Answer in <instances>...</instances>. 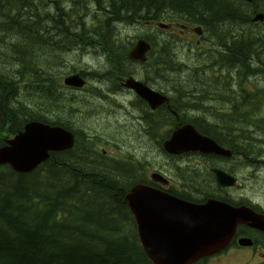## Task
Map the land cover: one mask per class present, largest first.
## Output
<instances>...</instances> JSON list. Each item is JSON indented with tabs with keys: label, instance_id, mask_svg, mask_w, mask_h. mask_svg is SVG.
Wrapping results in <instances>:
<instances>
[{
	"label": "trees",
	"instance_id": "1",
	"mask_svg": "<svg viewBox=\"0 0 264 264\" xmlns=\"http://www.w3.org/2000/svg\"><path fill=\"white\" fill-rule=\"evenodd\" d=\"M87 2L102 14V18L94 19L103 24L102 28L91 32L106 42L109 29L116 26L113 22L119 20L133 25L176 17L201 25L207 32H221L212 35L220 42V50L216 51L219 60L213 68L220 74L214 79L215 85L207 83L212 77L202 75L196 82L172 73L165 76L164 84L173 85L181 94L179 102L189 103L179 111L185 114L201 113L197 105L231 106L234 115H222L223 120L204 124L201 132L219 136L230 149L237 147L244 161L258 154L264 161V141L252 135L244 121V105H256L255 99L264 94V22L251 21L255 13L264 14V0H252L250 4L243 0ZM21 7L24 8L20 1L0 0V147L26 122L40 121L41 115L36 113L41 109L44 115L67 117L65 103L56 102L53 90L47 87L52 79L45 72L53 73L49 59L55 55L71 64L76 61L72 52H56L55 38L78 42L88 34L83 24L75 25L68 14L53 17L27 6L25 10L30 14ZM81 10L88 8L83 6ZM171 58L175 62L176 54ZM16 67L20 71L16 72ZM23 75L40 83L43 79V91L39 86V91L26 92L22 101L15 81L20 82ZM244 78L250 81L254 94L242 88L240 93L236 91V80L241 86ZM191 88L193 93L188 92ZM44 94L48 99H41ZM70 115H75L72 122L84 125L77 123L81 120L79 110ZM208 116L201 119L209 121ZM167 119L163 117V121ZM118 136L127 143L128 134L121 132ZM79 141L81 147L52 154L51 159L28 174L0 167V264H151L139 245L125 202L128 190L144 181L133 174V169L104 160L87 150L83 139ZM182 182L196 198L211 195L212 183L199 174H183Z\"/></svg>",
	"mask_w": 264,
	"mask_h": 264
},
{
	"label": "rangeland",
	"instance_id": "2",
	"mask_svg": "<svg viewBox=\"0 0 264 264\" xmlns=\"http://www.w3.org/2000/svg\"><path fill=\"white\" fill-rule=\"evenodd\" d=\"M61 1L67 2L65 8L61 5ZM71 1L72 0H28L27 6L30 10L38 8V10H40L42 13L47 11V14H50L53 17H55L57 14H68L72 23L76 25L78 23V17L77 14L71 11ZM55 11L58 12L56 15L54 13ZM77 11L78 10H76V12ZM92 19L93 16H90L84 29L88 34L85 37L78 39V42H67L59 38H55L53 41L55 43L56 52H72L76 59L75 63L71 64L66 60H63L60 56L55 55L52 57V59H49V66L50 68L54 69L52 74L45 72L41 68L40 69L42 72H45L46 75L51 76L52 81H49L51 85L47 84V87L53 90L56 102L65 103V112L68 110H73V112L76 113V111L79 110V116L81 118L83 117V120H79V122L84 123V129L83 132H79L78 134L81 136L82 133H84L85 137L88 139L85 142L83 141L84 147L91 153H97L98 156H100L102 150L108 151V157L114 158L116 160L112 163H119L128 168L130 166L134 167L136 170H133V174H135V176L141 181L143 180L146 172L153 168L160 167V164L163 169H166V162L161 161L158 140L168 130L171 122H163V125L161 126L162 129L158 130L157 132H151L148 129V126L144 123L137 124L131 120L110 113L108 109H112V107L109 108L107 104L99 101L93 96V94H96V90L104 91L111 86V84L105 81L99 82L91 79V82L87 83V86L89 85V89L86 93H82V91H71L70 89L64 90L60 85L62 76L76 70L87 71L89 73L95 74L94 76L100 72L107 71V73H113V80L114 77H116L114 71L116 60L108 59L106 55H101V57L97 58H91L88 53L84 51L86 45L90 43L92 44L94 42V32L91 31L102 28L96 24L94 27H97L93 28L91 21ZM119 21L116 22L119 23ZM116 22L113 23L116 24ZM118 29L119 30L116 32V26H114L113 30L111 28L109 29V33L113 35L116 34L115 45L119 52L123 51L125 44L124 41L128 42L135 36L144 34L143 31L145 32V29L141 25L134 27L120 26ZM120 33V36L124 41L117 38L119 37ZM219 33L221 32L216 31L215 34H213L210 31L203 35V45L202 48L199 49L201 55L198 58L194 55L189 57L187 49L182 47L177 42H174V40H176L175 36H170L168 33L159 31L158 35L153 36L154 46L159 56L156 58V60L152 61L150 66L129 67L124 64H119V67L124 71L131 72L135 77L149 83L154 88L169 93L171 96V103L176 108L181 110V106L184 105L186 100L179 102L181 94H178L175 91L174 87H172L173 85L168 87L164 84L166 82L165 76L172 73L177 76H183L186 79L192 78L197 82L198 78L204 75L206 78H213L207 79L208 84L215 85L214 79L220 76V74L218 70H213L212 67H209V64L216 62L215 58L218 57L217 52H214V50H220V42L216 36L212 35H217ZM0 39L2 42L3 34H0ZM2 53L3 52L0 50V60L3 57ZM173 53L176 54L175 62H173L171 58V54ZM157 60L160 63L158 66L159 68H157V65L155 64V61ZM197 65L200 67H196ZM163 66L168 68V70L163 69ZM14 70L18 72L20 71V67H16ZM15 82L18 88L17 91L19 92L22 101L23 94L26 92L29 93L39 91V86H41L43 91V79L42 83H40V80H37L32 76L23 75L20 78V82L18 80ZM172 82H174V80H172ZM259 82L261 83L262 81ZM168 88L172 89L173 91ZM240 88L245 91H250L251 85L249 81H247V78L242 80L241 86H238V82L236 80V91L238 93H240ZM48 91L49 89L47 90V93ZM188 92L193 93L192 88ZM43 98L48 99L47 94H44V97L41 99ZM117 100L118 102L133 100V106L139 112H142L141 106L134 100V96L132 95L129 97L121 96ZM239 102L241 103L240 99ZM262 102H264V99L260 98L255 99L254 101L256 104H260ZM42 104L43 102H41V105ZM204 106L206 109L203 110L204 115L208 116L209 112L212 113V115L208 116L211 118L209 119L210 125L214 122V120H223L222 115H228L226 114L227 110L229 109L228 106H222L218 103L209 104L210 107H207L206 105ZM261 107L264 110V106ZM209 109H211V111ZM41 111L42 109L36 114L40 113L41 116H46L47 118L53 119L62 117L52 116L49 114L44 115L43 111ZM127 111L132 113L133 116L136 114L135 111L131 109H128ZM127 111L126 117L129 119L133 118V116H131ZM252 127L254 128L255 132H251L250 128L249 132L252 135L260 136L259 139H261L262 136H264V126L258 124L257 121H255ZM121 132L128 134L127 143L118 136V134ZM81 139H83V137ZM255 156L256 155L248 156L249 158L245 161L239 159V164L237 167H234L232 163L227 164V168L229 170L240 175L239 181L241 183L240 187L234 188L236 192L229 191V195L234 198L242 197L243 199H246L247 202H251L249 201L250 199L253 201L251 203L258 204L264 208V172H258L257 166L252 165V161L254 160ZM176 164L178 167H180L182 165V161H178Z\"/></svg>",
	"mask_w": 264,
	"mask_h": 264
},
{
	"label": "water",
	"instance_id": "3",
	"mask_svg": "<svg viewBox=\"0 0 264 264\" xmlns=\"http://www.w3.org/2000/svg\"><path fill=\"white\" fill-rule=\"evenodd\" d=\"M258 20L262 21L263 16L257 15L254 21ZM148 49L147 44L140 43L132 56L139 59ZM130 86L150 104L164 102L163 98L138 83ZM200 140L194 130L185 127L173 135L165 149L174 154L203 150ZM72 146V135L62 128L31 122L24 126L23 132L8 141L7 146L0 148V165L8 164L15 172L27 173L46 161L49 152L64 151ZM217 183L231 186L232 180L218 173ZM125 200L135 218L143 251L153 264H191L211 254L218 249L214 245L229 235L239 216L220 203L211 201L203 207H192L143 186L133 187ZM259 218V228L264 230V221ZM201 228L203 232L197 233Z\"/></svg>",
	"mask_w": 264,
	"mask_h": 264
},
{
	"label": "flooded vegetation",
	"instance_id": "4",
	"mask_svg": "<svg viewBox=\"0 0 264 264\" xmlns=\"http://www.w3.org/2000/svg\"><path fill=\"white\" fill-rule=\"evenodd\" d=\"M143 26L146 29L151 30L154 26V21H145V23H143ZM177 28L176 27H171L170 32L169 33H175V30ZM184 32L180 30L179 35H183ZM127 49V45H124L123 51L122 52H118L116 59L118 62V71L115 72L116 77H114V80L112 79V75L113 73H107L105 77H102V80L100 81H105L109 84H111L110 87H108L106 90L104 91H100V90H96V94H93V96L95 98H97L99 101H102L103 103L107 104L109 106V108L113 107V105L117 106L119 108V112L117 114V116H120L122 118L131 120L132 122H135L137 124L140 123H144L148 126H152V125H157L159 123L160 117L164 116L168 118V121H170V126L169 129L170 130H175L183 125L189 124L192 125L193 127H195L194 124H198L200 126V128H203V124L201 122H206L205 120L201 119L204 118V114L202 112V110H206L204 107V105H202V107L200 108L199 105H197V103H193V105H197L198 109L201 110V113L199 114H185L184 112H179L180 110L178 108H176L172 103L171 100L169 98V102L166 104H163L155 109H151L150 107H148V105L146 103H142L140 100L135 99V101L141 106L142 108V112H139L134 106H133V100H129L126 102H118V98L121 96H127L128 93L131 94L130 91L125 90L122 87V76H128V77H135L131 72H127L124 71L122 69H120L119 64H123V61H125V51ZM123 59V60H122ZM133 66V65H132ZM83 75V79H87L86 83L90 82L88 80L87 77H84ZM149 84V83H148ZM150 85V84H149ZM152 86V85H151ZM153 87V86H152ZM84 91L87 92L89 89V85L84 87ZM62 89H64L62 87ZM66 90V89H64ZM71 90V89H70ZM68 91V90H67ZM73 91V90H71ZM69 92V91H68ZM100 92H103V95H100ZM132 95V94H131ZM130 95V96H131ZM133 96V95H132ZM193 96V95H192ZM185 106L189 107V103L184 104V108ZM207 107H210L209 105H206ZM246 106V109L244 111V116H245V126L249 127L253 124L254 121V116L256 113V107L254 104H247L244 105ZM130 108L131 110L135 111V115L133 116V118L129 119L128 117H126V109ZM229 110L231 111L230 115H234V110L231 106H228ZM183 109V107H182ZM110 109H108L109 111ZM211 111V109H209ZM73 110H68L66 112L67 117L66 116H62L60 117L61 119H66V120H71L73 121L74 115L71 116L70 114H73ZM196 115H200L201 117H192V116H196ZM208 115H212L211 112L208 113ZM68 118V119H67ZM81 120H83V117L81 118ZM77 123H81V122H77ZM194 123V124H193ZM206 124V123H205ZM206 128H208L207 126H205ZM235 147V146H233ZM232 161L231 163L233 164L234 167H237L239 162L238 160L241 158L239 157V149L233 148L232 149ZM221 160V159H220ZM224 168V167H223ZM198 203V202H195ZM200 203H204V202H200ZM198 203V204H200ZM239 205H247L252 207L255 211H261L260 209H257L254 206H251L248 203H243V202H234L233 206H239ZM264 213V211H263ZM233 240L226 246L225 249L221 250V252L213 255L210 259H205L197 264H227V262L229 260H232L231 264H264V233L258 230H255L253 228H251L250 226H248L246 223H241L238 224L235 228V232L233 235ZM240 240H246V242H240ZM230 247H234L235 248V252L232 255H229L227 252V250ZM219 257L222 256L221 258L217 259V260H213V257ZM245 256L246 259L242 261V257Z\"/></svg>",
	"mask_w": 264,
	"mask_h": 264
},
{
	"label": "bare ground",
	"instance_id": "5",
	"mask_svg": "<svg viewBox=\"0 0 264 264\" xmlns=\"http://www.w3.org/2000/svg\"><path fill=\"white\" fill-rule=\"evenodd\" d=\"M142 32V31H141ZM143 33H144V31H143ZM127 41V40H126ZM129 42V41H128ZM212 42H213V40H212ZM179 44V43H178ZM218 48V47H217ZM203 55V54H202ZM205 56V55H204ZM202 57V56H201ZM199 58V57H198ZM254 80V79H253Z\"/></svg>",
	"mask_w": 264,
	"mask_h": 264
}]
</instances>
